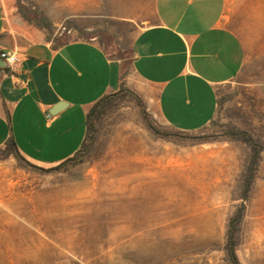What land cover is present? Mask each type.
Instances as JSON below:
<instances>
[{
	"label": "rangeland",
	"instance_id": "rangeland-1",
	"mask_svg": "<svg viewBox=\"0 0 264 264\" xmlns=\"http://www.w3.org/2000/svg\"><path fill=\"white\" fill-rule=\"evenodd\" d=\"M18 5L51 21L54 42L76 38L67 21L59 25V0H15L20 15ZM225 14L244 61L217 87L216 112L202 129L163 124L138 93L154 130L125 96L96 123L80 162L40 170L0 160V264H228L226 227L250 153L230 131L264 145V0H227ZM85 19L90 30L78 34L96 36L111 55L128 52L132 27L102 14ZM84 132V123L59 129V155ZM236 254L241 264H264V149Z\"/></svg>",
	"mask_w": 264,
	"mask_h": 264
},
{
	"label": "crops",
	"instance_id": "crops-1",
	"mask_svg": "<svg viewBox=\"0 0 264 264\" xmlns=\"http://www.w3.org/2000/svg\"><path fill=\"white\" fill-rule=\"evenodd\" d=\"M226 6L227 0H59V25L71 22L76 38L53 48L15 12V0H0V53L17 55L8 71L0 65V147L12 135L29 162L60 163L84 135L59 155V129L85 125L93 103L121 82L163 124L202 129L216 112L217 87L234 79L244 61ZM101 14L134 29L124 55L109 54L96 36L78 34L90 30L85 18Z\"/></svg>",
	"mask_w": 264,
	"mask_h": 264
},
{
	"label": "trees",
	"instance_id": "trees-1",
	"mask_svg": "<svg viewBox=\"0 0 264 264\" xmlns=\"http://www.w3.org/2000/svg\"><path fill=\"white\" fill-rule=\"evenodd\" d=\"M18 12L21 18L26 21L28 24L33 25L35 28L42 30L45 33V37L47 40H51L53 42V48H58L63 42H54L51 38L52 33V23L51 21L42 13L35 10L34 15H29L28 11L21 7L17 6ZM67 24L71 25V22L67 21ZM8 71V68H3ZM129 96L133 98L136 103L139 105L142 117L147 125V127L151 130H154L152 127L149 114L145 110L144 103L140 97V95L133 90L125 87L121 82L119 88L109 94H105L100 97L97 101L93 103L91 108L86 114L85 117V134L84 138L81 142L79 149H77L74 154L65 160L58 163L55 167H52L48 170L56 169L60 166L65 165L66 163H77L80 162L86 154H88L92 147L95 137L96 131V123L100 121L108 112L112 110L115 105V102L120 100L121 98ZM218 103V99H217ZM184 132V131H181ZM233 138L242 140L246 143L250 149L248 162L245 166V170L242 176V185H241V195H240V203L229 217L227 227H226V239L224 244L225 255L228 264H241L238 256L236 254V248L238 245V236L241 230L242 221L246 214L247 203L249 200L250 192L252 190L253 182L256 177V171L258 168V164L260 161V153L264 149V145L252 137L247 131L238 130V131H230ZM172 135V134H171ZM171 135H164L165 137H169ZM14 157L19 164L24 166L32 167L35 169H42L37 165L26 160L19 152L16 142L12 135L8 136L4 142V144L0 147V160L6 159L8 157ZM47 170V169H45Z\"/></svg>",
	"mask_w": 264,
	"mask_h": 264
},
{
	"label": "built area",
	"instance_id": "built-area-1",
	"mask_svg": "<svg viewBox=\"0 0 264 264\" xmlns=\"http://www.w3.org/2000/svg\"><path fill=\"white\" fill-rule=\"evenodd\" d=\"M0 57L3 59L5 66L9 69L13 68L17 61V55L14 52H2L0 53Z\"/></svg>",
	"mask_w": 264,
	"mask_h": 264
},
{
	"label": "water",
	"instance_id": "water-1",
	"mask_svg": "<svg viewBox=\"0 0 264 264\" xmlns=\"http://www.w3.org/2000/svg\"><path fill=\"white\" fill-rule=\"evenodd\" d=\"M0 65H1V66H4V65H5L4 61H1V58H0ZM57 107H58V106L54 107L53 110H51V112H52V113H55Z\"/></svg>",
	"mask_w": 264,
	"mask_h": 264
}]
</instances>
